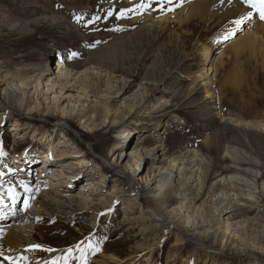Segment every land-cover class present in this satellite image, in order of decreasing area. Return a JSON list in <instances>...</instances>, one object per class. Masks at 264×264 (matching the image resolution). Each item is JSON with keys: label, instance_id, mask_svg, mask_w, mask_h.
Masks as SVG:
<instances>
[{"label": "rangeland", "instance_id": "obj_1", "mask_svg": "<svg viewBox=\"0 0 264 264\" xmlns=\"http://www.w3.org/2000/svg\"><path fill=\"white\" fill-rule=\"evenodd\" d=\"M197 1L0 0L2 77L17 72L35 76L55 69L56 63H67L72 73H85L74 95L98 102L103 114L118 111L119 122L132 131L128 140L119 143L116 130L99 127L90 133L81 130L76 121L68 123L66 129L81 155L87 153L89 170L82 173L81 182L93 179L94 199L99 202L104 197L109 210L98 205L97 214L84 218L76 203L71 204L75 212L71 216H66V208H54L64 214L42 208L47 216L35 218L38 247L31 252L29 264H95L93 260L103 250L115 252L129 264H264V199L242 209L234 221H242L247 229L243 231L248 236L239 240L248 246L250 256L201 240L184 227L199 215L198 208L207 209L209 213L202 218L205 230L210 237L221 234L218 218L211 213L212 200L220 193L217 184L221 177L236 173L239 165L245 164L252 176H258V185L264 182V54L237 56L231 44L240 33L255 32L263 19L259 16L256 22L240 25L234 19L222 22L214 7L211 14L217 16L206 23ZM231 1L259 15L246 0ZM144 13L151 17L149 21ZM258 38L264 44L263 35ZM196 45L209 47L208 61L195 53ZM205 73L208 86L199 78ZM0 114L4 115L0 120V211L16 205L17 213L23 214L25 198L29 196L27 208L32 207L39 188L34 192L36 181L25 179L28 173L22 159L32 149L36 156L43 150L29 137H15L12 129L17 122L53 132L54 119H28L21 112ZM162 152L166 160L186 166L176 199L165 208L166 221L174 223L173 227L141 218L124 220L135 215L146 218L147 208L145 199L135 200L122 189L127 171H143L134 186L141 191L146 187L141 178L149 176L153 155L161 157ZM116 153L121 157L133 153L136 158L124 175L112 166L122 162L121 157L115 158ZM199 168L204 170L203 188L195 181ZM50 169L47 176H52ZM4 212H0V228L11 224H3ZM148 227L147 234L140 230ZM154 243L158 248L149 258ZM56 252L66 254L54 263L50 255ZM191 254L195 257L185 263Z\"/></svg>", "mask_w": 264, "mask_h": 264}, {"label": "bare ground", "instance_id": "obj_2", "mask_svg": "<svg viewBox=\"0 0 264 264\" xmlns=\"http://www.w3.org/2000/svg\"><path fill=\"white\" fill-rule=\"evenodd\" d=\"M196 4L198 12L201 13L202 19L206 23H209L212 18H214V15H219L222 18V22H226L230 19L236 20V23L237 21H240L238 25L243 24L245 21L256 22V19L260 16L254 14L251 9H248V7L245 8L241 6L242 4H233L231 0H199ZM214 7H217V15L211 14ZM144 18L149 21L151 17L148 13H144ZM187 19L189 20V18ZM184 21L183 23H185ZM261 24L262 25L256 27L255 32L248 29L247 33H240L237 39L233 40L235 42L231 44L233 46L232 51L234 54L240 56L241 54L248 52L256 54L259 51H262L264 54V44L260 43L261 37L260 39L258 38L259 35H263L264 39V19ZM256 34L258 35L257 37ZM209 52L210 49L208 46L196 45L195 47V53L203 54L206 61L209 59ZM2 68V62L0 59L1 113L12 115L14 112H21L23 116L28 119H44L46 121H48L49 118L54 119L53 125L55 129L53 132L40 131L38 127L33 128L32 126L23 127L17 122L15 128L12 129L15 137H29L33 144L40 146L41 150H43L40 156H36L34 154L35 150L32 149L31 154H27L25 159H22L25 160L23 162L25 173H28L27 176L26 174L24 175L26 177L25 179H28V177L30 179L31 177V180L36 181L35 189H33L34 192H37V189L39 188L32 207H28L20 216L21 218H18V208L15 205L18 202L17 197L12 202L15 206H12L7 210H2L3 212L5 211L3 215L5 221L3 224L7 221L11 223L9 226L0 228V237L2 239L0 255L6 256L3 263L29 264L30 254L37 247L34 236V233L37 230V220L35 218L39 216H47L44 212L45 210L42 211V208L48 210L47 208L50 207L49 210H51V212L55 211L59 214H64V211H56L55 209L58 207L62 209L66 208L68 209L67 213H65L66 216H71L75 213L71 204L76 203L79 208L83 209L82 217L84 218L88 214L94 212L97 214L98 211H94V209L98 205L105 206L104 208L109 210V205L104 203V197L98 199L99 202H96L97 199H94V191L96 187L95 181L89 179L81 182L84 177L82 173L85 171L88 172L89 170L88 164L85 161V159H87V153L83 152L81 155V150L78 149V143L66 129V127L69 126L68 123L76 121L81 130L90 133L99 127L107 129V131L116 130L117 132H115L117 134H115V138L119 143L123 140H128L132 136V131L127 124H124L125 122H119L120 117L118 111H107L106 114H103L98 110V106L100 105L98 102L93 101L89 103L88 100L82 101L84 98L81 96L76 97L74 95V92L78 91L77 89L80 88L79 83L83 79L85 73H72L73 70L68 68L67 63H56L55 69L50 70L48 68L46 71L35 76L17 72L12 75L8 73V75L2 77ZM211 70L212 67L207 70L206 73H209ZM218 70L219 68L217 67L216 71ZM206 73L200 75L199 78H203L204 81L206 80L207 83L205 86H208L210 80L208 81L209 77H206ZM44 87L47 89L44 90ZM73 99L78 100L72 102ZM38 115L40 116L39 118ZM3 117L4 115L0 114V120ZM158 150L161 151L162 149L159 148ZM2 152L3 149L0 148V155ZM138 152L137 147H135L134 154L137 155ZM117 153L115 154V158L117 156L120 158L121 154L117 155ZM132 154L133 153L126 155L125 157H123V155L121 157L122 162L116 166H114L115 164L112 165L114 169H117L118 171L120 170L119 173L121 175H124L122 174L124 172L126 173L128 166L131 168L134 166L132 163H135L136 158H133ZM151 154L148 153L149 156ZM157 154L153 155L154 162L149 169V176L147 179L141 178L142 182L146 185L141 191H137V188L134 186L137 185L136 178H138L143 171L138 169L135 171H132L131 169L132 172L130 173L127 171L122 189H125V192L132 194L135 200L139 197L145 199L147 208L144 211L146 218L135 215L134 218H127L125 216L124 220L126 219L130 221L141 218L144 221H151V223L153 222L156 225L162 226L163 224L171 227L174 223L166 221L167 213H165V208L176 199L178 192L177 187L180 184V180L185 176L186 166L181 165L176 160H166L164 152L160 154L162 157L161 160V157L157 156ZM147 157L148 156H146V158ZM49 167H51L50 170H52V176L46 175V170H48ZM64 170L68 173H65ZM249 171L250 170L246 168L245 164H241L236 168V173L226 177L224 176L223 178L221 177L217 184V188H220V193L213 197V211L211 213L218 218V226L220 227L221 234H215L210 237L208 230H205V223L202 218L209 213L207 209L200 210V208H198L197 213L199 214V217H192L193 219L188 220V223H186V226L184 227L187 230H192L194 235L199 236L201 240H210L218 247H224V250L227 248L232 251L233 249L236 252L239 251L243 255L250 256L249 253H251V251L248 249V246L239 240V237L241 236H248V233L243 231L247 229L245 225L242 224V221L234 222L239 217L242 209L249 208V206L259 205L262 203L261 199H264V182L258 185V176H252ZM203 173V168H199L195 174V181L199 183L198 185L201 188L205 186L201 179ZM79 182H81V185L76 191L75 186ZM33 190L31 189L30 194L33 193ZM19 192L20 191L17 189L16 194ZM28 198L29 196H27L25 200L28 201ZM6 216H9L10 220H6ZM30 219L36 220V222H29L28 220ZM31 223H35V226H31ZM177 224L175 223V225ZM140 230L147 234L151 229L148 227ZM157 248L158 243L151 245L148 254L146 253L147 256L150 258ZM65 254L64 252L52 253L50 255V261L54 263L58 262ZM98 254V257L93 260V263L95 264H129V262L123 263L113 251L103 250ZM192 257L194 258L195 255L191 254L184 262H188V259H191ZM80 264H84V262H80Z\"/></svg>", "mask_w": 264, "mask_h": 264}, {"label": "snow or ice", "instance_id": "obj_3", "mask_svg": "<svg viewBox=\"0 0 264 264\" xmlns=\"http://www.w3.org/2000/svg\"><path fill=\"white\" fill-rule=\"evenodd\" d=\"M246 2L257 10L261 19H264V0H246ZM240 23V21H237ZM38 247V246H37Z\"/></svg>", "mask_w": 264, "mask_h": 264}, {"label": "trees", "instance_id": "obj_4", "mask_svg": "<svg viewBox=\"0 0 264 264\" xmlns=\"http://www.w3.org/2000/svg\"><path fill=\"white\" fill-rule=\"evenodd\" d=\"M101 245H103L102 247H107V245H105V244H100V247H101Z\"/></svg>", "mask_w": 264, "mask_h": 264}]
</instances>
